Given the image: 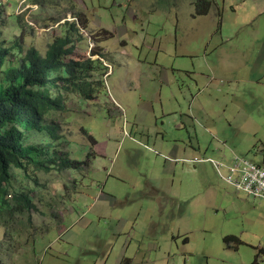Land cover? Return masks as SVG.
Masks as SVG:
<instances>
[{
  "label": "rangeland",
  "instance_id": "1",
  "mask_svg": "<svg viewBox=\"0 0 264 264\" xmlns=\"http://www.w3.org/2000/svg\"><path fill=\"white\" fill-rule=\"evenodd\" d=\"M20 1L0 9L12 67L75 24V54L102 62L91 80L111 72L94 100L61 90L66 109L26 133L58 161L13 168L9 206H31L0 204V264H264V201L196 161L264 169V0H216L222 19L193 17L195 0Z\"/></svg>",
  "mask_w": 264,
  "mask_h": 264
},
{
  "label": "trees",
  "instance_id": "2",
  "mask_svg": "<svg viewBox=\"0 0 264 264\" xmlns=\"http://www.w3.org/2000/svg\"><path fill=\"white\" fill-rule=\"evenodd\" d=\"M193 5V17L206 16L213 8H217V15L222 19V9L218 7L216 0H195ZM69 29L65 36L57 37L49 44L44 55L34 47L27 48L18 67L10 65L7 58L9 49L0 47L1 209L8 207L11 211L22 206H31L30 198L23 194L16 197L18 203L15 209L9 206L7 186L14 176L13 168L26 170L27 165L33 164L50 170L52 166L49 167V164H57V156L40 159L50 156V144L45 147L26 145L25 138L30 131H45L48 128L45 126L46 118L66 109L61 90L68 93L78 92L83 99L94 100L97 98V89L106 87L101 77L108 74V67H105L106 71L97 82L92 81L94 72L100 71L96 63L101 60L77 56L71 37L75 24H70ZM92 55L104 58L99 50L93 49ZM223 241L228 248L232 242L240 243L235 236H226Z\"/></svg>",
  "mask_w": 264,
  "mask_h": 264
},
{
  "label": "built area",
  "instance_id": "3",
  "mask_svg": "<svg viewBox=\"0 0 264 264\" xmlns=\"http://www.w3.org/2000/svg\"><path fill=\"white\" fill-rule=\"evenodd\" d=\"M5 0H0L2 7ZM27 0H21L20 6L26 10ZM211 162L217 176L228 183L236 192H242L247 197L264 201V169L246 157L235 156L230 164L217 162L213 159L200 160Z\"/></svg>",
  "mask_w": 264,
  "mask_h": 264
},
{
  "label": "crops",
  "instance_id": "4",
  "mask_svg": "<svg viewBox=\"0 0 264 264\" xmlns=\"http://www.w3.org/2000/svg\"><path fill=\"white\" fill-rule=\"evenodd\" d=\"M196 97H198V95H196ZM161 98V96L160 95H158L157 97H156V101L157 102H160L162 99H160ZM178 129L180 130V129H182L181 127H178ZM176 141H178V139H168L167 138V136L166 135H162L161 136V138H156V140H155V144H157V145H165V144H169V143H171V142H176ZM199 146H198V149H200V146H201V144H200V141H199ZM178 150H180V147L179 146H176L174 149H173V151H172V153H176V154H178ZM198 160H200V159H198Z\"/></svg>",
  "mask_w": 264,
  "mask_h": 264
},
{
  "label": "clouds",
  "instance_id": "5",
  "mask_svg": "<svg viewBox=\"0 0 264 264\" xmlns=\"http://www.w3.org/2000/svg\"><path fill=\"white\" fill-rule=\"evenodd\" d=\"M5 2H6V0L4 1L3 5H2V7H0V9L4 8V6H5ZM25 4L29 6V4H28V0L26 1ZM29 7H30V6H29ZM29 7H28V8H29ZM28 8H27V9H28ZM27 9H26V10H27ZM26 10H25V11H26ZM105 66L108 67V69H109L108 74H110V72H111V65L108 64V63H105ZM108 74H106L103 78H106V77L108 76ZM104 83H105V82H104ZM200 160H208V159H200ZM196 161H199V160H196ZM257 165H258V164H257ZM259 166H260V165H259Z\"/></svg>",
  "mask_w": 264,
  "mask_h": 264
},
{
  "label": "flooded vegetation",
  "instance_id": "6",
  "mask_svg": "<svg viewBox=\"0 0 264 264\" xmlns=\"http://www.w3.org/2000/svg\"><path fill=\"white\" fill-rule=\"evenodd\" d=\"M153 103H154V105H155V101H152V104H153ZM157 103H158V105H159L160 108H161V109H160V112L163 113V112H164V111H163V107H162L163 102L160 101V102H157ZM192 147H193V146H192ZM194 149H195V148H194ZM194 149H193V150H194ZM182 151H183V149H182Z\"/></svg>",
  "mask_w": 264,
  "mask_h": 264
}]
</instances>
